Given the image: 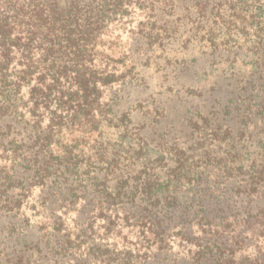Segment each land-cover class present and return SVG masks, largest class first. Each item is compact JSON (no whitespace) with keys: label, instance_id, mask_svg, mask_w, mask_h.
<instances>
[{"label":"trees","instance_id":"1","mask_svg":"<svg viewBox=\"0 0 264 264\" xmlns=\"http://www.w3.org/2000/svg\"><path fill=\"white\" fill-rule=\"evenodd\" d=\"M258 1L0 0V220L25 217L3 231L37 252L26 264H264ZM152 65L186 124L158 93L132 102ZM28 208L50 229L34 244Z\"/></svg>","mask_w":264,"mask_h":264},{"label":"rangeland","instance_id":"2","mask_svg":"<svg viewBox=\"0 0 264 264\" xmlns=\"http://www.w3.org/2000/svg\"><path fill=\"white\" fill-rule=\"evenodd\" d=\"M256 6L257 5H263V10H262V13L260 14V16L258 17V19L262 22L261 23V30L264 32V0H260L258 2L255 3ZM255 6V5H253ZM256 13H258V11L256 10V7H253L251 8V11L249 12V14H252V15H255ZM246 16V12L245 14L243 15V18H245ZM252 17H248L247 19H244L243 23L246 22V25H248L247 27V30H248V39H252V38H255L257 37V35L263 33L261 32L259 29H257V27H253L252 26ZM245 25V24H244ZM179 52L178 54H184V52H182V47H181V44H176L175 45V51L174 53L176 52ZM199 47L198 46H195L194 49H192V51L190 50V52H194L196 54H200L199 52ZM177 54V53H176ZM158 65V64H157ZM157 65L153 66L150 70H149V73H150V87L144 91H139L136 89H132V92H131V97H132V102L134 101H137L138 99L140 98H145V97H149L150 94L152 92H155V93H158V96H157V101H161L160 99L164 100L165 102H167V107H168V114H170V116L172 117L173 120H175L176 122H181L182 124H186V121H184L185 119L182 117V115L180 114L179 115V109L181 108L180 107V104L179 102H177L176 100H174L176 97L174 96V92H161L162 88L161 89H157L156 90V82L158 80V77H161V78H164L165 76L163 75L164 73L162 71H158L156 69ZM162 69V68H161ZM217 77L213 76L211 78H208V80H204L202 83H201V87H202V90L205 88V87H209L210 84H213L215 83ZM187 80V77H183L182 78V82H186ZM178 87V84L176 85ZM175 108L177 109L175 111ZM141 115L137 116V119L140 118ZM161 128H164V127H161ZM111 132V138H113L112 140L114 141H118V133L117 131L115 130H110ZM125 145H126V142H125ZM35 192V195H37L39 193V188L37 190H34ZM38 211L37 210H33L31 211L29 208L27 209L26 211V214H27V217H28V220H27V223L29 224L28 226H25L26 229L28 230L30 236V242L31 244H34L35 242H38L39 239L41 238V236H43V233H46L49 229L48 226H44V225H41V221H40V217H41V214L39 215H34V213H37ZM26 216V215H25ZM26 217V218H27ZM76 217H77V212L76 210H71L68 214L64 215V220H63V227L65 230L69 231L72 233V236L73 238L76 236L75 234V230L78 229V224L77 222H75L76 220ZM10 220H13V222H20L24 224L25 222V217L24 216H18V217H8V215H5V217H3L1 220H0V247L1 248H4V250L10 254V256L13 258V259H17L18 258V255L20 254H24V261L25 263L23 264H26L27 262V257L28 256H31L33 259H37L38 258V254L37 252L33 253V251H30V250H27L25 249V246H24V240H19L17 235H16V232L18 231H13L12 235L8 236V234H6V232L3 231L4 229V225L5 224H9ZM103 219H98L95 221V224H94V228L96 230L95 233H93V236L96 237V239L98 238V236H104L103 234H105V223L104 221H102ZM39 221V222H38ZM119 229V226L116 227L115 230ZM130 231V229H125L123 234H128ZM116 234V235H115ZM115 234H112L110 240H111V243L116 242V248L117 250L120 249L122 250L123 248V245L125 243L124 239L122 238L123 236H119L117 233ZM129 241H135L136 238H134L132 236V234L129 233ZM93 236L91 237V239L93 238ZM32 246V245H31ZM114 246V245H113ZM86 247V245H83V248ZM173 250H179V246L178 245H174V249ZM181 252H182V249H181ZM2 259V258H1ZM0 259V260H1ZM23 262V261H21ZM1 264V262H0ZM44 264H50V263H44Z\"/></svg>","mask_w":264,"mask_h":264}]
</instances>
